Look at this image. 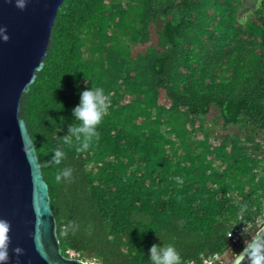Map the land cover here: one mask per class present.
<instances>
[{
	"label": "trees",
	"instance_id": "16d2710c",
	"mask_svg": "<svg viewBox=\"0 0 264 264\" xmlns=\"http://www.w3.org/2000/svg\"><path fill=\"white\" fill-rule=\"evenodd\" d=\"M64 0L20 100L62 255L202 264L264 221V0ZM221 130V131H220ZM264 225H261V227Z\"/></svg>",
	"mask_w": 264,
	"mask_h": 264
},
{
	"label": "water",
	"instance_id": "95a60500",
	"mask_svg": "<svg viewBox=\"0 0 264 264\" xmlns=\"http://www.w3.org/2000/svg\"><path fill=\"white\" fill-rule=\"evenodd\" d=\"M64 0H0V264H88L62 255L20 100L42 70ZM230 264H264V226Z\"/></svg>",
	"mask_w": 264,
	"mask_h": 264
},
{
	"label": "rangeland",
	"instance_id": "374dc122",
	"mask_svg": "<svg viewBox=\"0 0 264 264\" xmlns=\"http://www.w3.org/2000/svg\"><path fill=\"white\" fill-rule=\"evenodd\" d=\"M244 2V8L240 10L239 12V18L241 19V21L247 19V17L260 6L261 0H243ZM221 131V130H220ZM263 220L261 222H259V226L260 227L258 230H254L253 232L248 233L249 228L245 231L246 237L244 239V245L243 247L250 241V239L254 236L255 233H257L262 227L261 225L263 224ZM241 239L239 241L238 244H240ZM242 247V248H243ZM237 248L236 247H231L230 251L227 252V254L221 259L222 262L224 264H230L232 262V260L234 259V257L237 255V253L235 254L234 249ZM219 260V259H218Z\"/></svg>",
	"mask_w": 264,
	"mask_h": 264
},
{
	"label": "built area",
	"instance_id": "2783aa9c",
	"mask_svg": "<svg viewBox=\"0 0 264 264\" xmlns=\"http://www.w3.org/2000/svg\"><path fill=\"white\" fill-rule=\"evenodd\" d=\"M264 217V207L262 212V218ZM251 227V225H246L243 228H237L233 232L227 234V237L231 240L232 245H237L240 241V238L245 234V231ZM70 258H78V255L74 252H68ZM218 256H214L211 259H205L202 264H215V261L218 260Z\"/></svg>",
	"mask_w": 264,
	"mask_h": 264
}]
</instances>
